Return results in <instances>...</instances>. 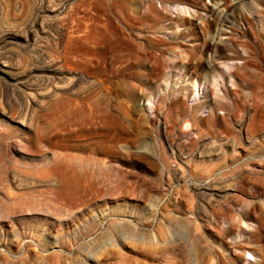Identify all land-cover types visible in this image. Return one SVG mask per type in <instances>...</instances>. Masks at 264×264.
<instances>
[{"label":"rangeland","instance_id":"rangeland-1","mask_svg":"<svg viewBox=\"0 0 264 264\" xmlns=\"http://www.w3.org/2000/svg\"><path fill=\"white\" fill-rule=\"evenodd\" d=\"M82 1L0 0V264L260 263L264 230L256 253L244 245L264 226V0H151L149 22L185 5L189 27L195 5L220 1L230 50L206 46L207 20L177 42L176 27L149 28L178 48L98 68L78 35ZM191 81L205 87L196 101Z\"/></svg>","mask_w":264,"mask_h":264},{"label":"bare ground","instance_id":"bare-ground-1","mask_svg":"<svg viewBox=\"0 0 264 264\" xmlns=\"http://www.w3.org/2000/svg\"><path fill=\"white\" fill-rule=\"evenodd\" d=\"M130 1L132 0H83L82 1L83 2L82 4L84 6L82 7L84 8V16L81 21V29L78 35L80 37L87 66L88 64H92L93 66H96L98 68L99 64L102 61H105L107 57H109V62H108L109 65L112 66L120 57L126 55L127 53L129 54L130 52L135 54L149 55L156 51L163 52L164 49H166L167 51L168 50L171 51V49H174V47L175 49H177L178 46H175L177 39L186 40L189 37V34L191 33L193 27L195 28L197 27L200 30L205 31L206 28L204 27L206 26H203L202 22L207 20L214 22L216 26L213 30L207 31L208 36L206 37L207 38L206 46H209L212 49H214L215 53H218V50H220V48L230 50L229 47L225 43H223L222 39L223 37L229 36L231 34V32L226 30L232 29L231 25L235 16H234V12L229 9H225V7H223V4H221L220 1L217 2L215 1L209 7L204 5H195L196 11L194 9L195 12L194 15L190 14V16H192L193 18L192 20H194V22L191 21L190 23L191 27L187 26L188 22L186 17L181 15L182 13L183 14L188 13V8H186L185 5L184 6L181 5V7H177V6L175 7L176 10L180 11V13H178L174 19L163 18L164 22L169 21V25H164V24L161 25V22H158V20L160 21L161 19V15H159L160 19L158 18V20H155L157 18L154 15L155 19L149 22L151 19L150 14L152 12L156 13L153 4L150 3L151 0H137V2L135 1L136 3L134 2L136 6L135 8L130 6ZM162 1H166V0H162ZM139 8L141 12L137 11L139 10ZM201 12L204 13V16L201 15ZM158 23H160L161 27H158ZM204 24L207 23L205 22ZM172 27H176L179 30V32L174 31L171 33L173 35L172 36L173 40L176 41V42L174 41V43H172L173 40L172 42L168 40L167 41L163 40L161 38L160 40H155L150 38L148 35H146L147 31H149L148 30L149 28L152 29L150 31L158 33V31L160 30L167 31L172 29ZM227 39H229V37H227ZM162 41H166L167 43L170 44V46L160 49L159 44L162 43ZM216 57L218 58V55H216ZM227 58L228 60H231V57L229 55ZM213 62L214 61L209 62L210 67L213 65ZM170 67L176 68L177 63L176 62L171 63ZM216 77L215 75L213 76L214 81L216 80L215 79ZM166 83L169 82L166 81ZM191 83L193 87H197V92L192 91L194 96L193 99L196 101L197 97H199V94L204 93L205 87L203 84L202 85L197 84V81H193V82L191 81ZM200 90L201 93H199ZM184 91L185 89L179 88L177 90V94L181 95V93H184ZM216 106L221 107L220 104H217ZM150 108L152 109V107ZM221 120L224 122L223 124L225 125V121L223 119ZM183 122H184V128L193 130V126H194L193 120L191 121V119L187 118L185 121L183 120ZM184 136L189 137L190 136L189 131L186 132ZM247 142L249 144L252 143L250 141ZM122 145L128 148L127 140H124ZM246 160L247 158L242 159L241 161L237 160L234 165L235 166L240 165L243 161ZM257 181H259V178L255 179V182ZM229 186H233V185L230 184ZM207 188H210V186ZM211 201H216L220 206V201L216 198V194L215 195L212 194L210 196V202ZM251 204H249V207ZM220 210L223 213L225 223L230 224V221L235 219V217H233L234 215L231 217V214L228 213L227 211L223 210L222 208ZM237 217H238L237 220L240 224H247L248 221L253 219L250 209H246V207L244 208V206L240 208ZM232 223L228 226L226 230L229 235L234 236L235 234L232 232V226H233ZM151 229H150L151 231L150 237L148 238L149 242L154 245L163 244L162 241L163 239L160 233L156 235L155 233H153ZM263 230H264V226L258 224L256 227L255 234L249 236L251 239L250 243L244 245V247L248 249L249 252L256 253V250L252 248V244L253 243L260 244V242H262L261 238H262ZM238 231H239L238 236H242V235L246 236L248 234L247 233L248 230L243 227H241L240 230ZM258 264H264V255H262V260Z\"/></svg>","mask_w":264,"mask_h":264}]
</instances>
